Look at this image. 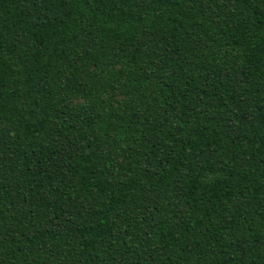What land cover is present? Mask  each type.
<instances>
[{"label": "trees", "instance_id": "trees-1", "mask_svg": "<svg viewBox=\"0 0 264 264\" xmlns=\"http://www.w3.org/2000/svg\"><path fill=\"white\" fill-rule=\"evenodd\" d=\"M0 264H264V0H0Z\"/></svg>", "mask_w": 264, "mask_h": 264}]
</instances>
